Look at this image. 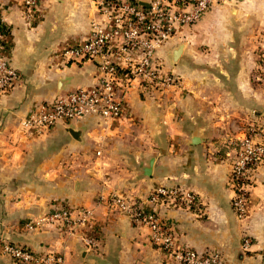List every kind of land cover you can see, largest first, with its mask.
I'll list each match as a JSON object with an SVG mask.
<instances>
[{
    "label": "crops",
    "instance_id": "0c3cea01",
    "mask_svg": "<svg viewBox=\"0 0 264 264\" xmlns=\"http://www.w3.org/2000/svg\"><path fill=\"white\" fill-rule=\"evenodd\" d=\"M104 21L94 0H40L30 16L21 0H0V53L20 76L0 94V242L60 255L63 264H180L151 243L147 226L111 208L117 194L144 201L170 226L175 247L217 251L225 264H264V165L251 173L240 217L231 206L227 142L248 125L264 141V0L218 4L178 27L155 57L179 83L127 91L118 118L89 113L39 134L24 127L40 102L95 84L97 60L69 62L61 50ZM160 186L193 191L200 209L148 202ZM61 206L93 214L72 233L24 226ZM84 236L96 237L95 249ZM0 264L16 263L0 249Z\"/></svg>",
    "mask_w": 264,
    "mask_h": 264
},
{
    "label": "built area",
    "instance_id": "2783aa9c",
    "mask_svg": "<svg viewBox=\"0 0 264 264\" xmlns=\"http://www.w3.org/2000/svg\"><path fill=\"white\" fill-rule=\"evenodd\" d=\"M25 13L36 11L40 0H21ZM97 10L104 18L103 26L92 24L85 40L66 45L61 50L64 60L80 63L97 60V77L92 87H80L52 101L40 102L33 114L22 125L34 133L47 132L57 121L79 119L94 113L104 119L118 118L122 113V97L131 90L161 91L177 85L179 77L173 73H161L155 57L157 47L167 41L180 26L196 23L210 7L242 0H94ZM1 42V36H0ZM264 67V50L260 54L259 68ZM20 76L0 53V94L8 93ZM254 126L248 125L242 135L228 136L227 142L234 151L229 160L228 184L233 191L231 206L242 217L246 214L251 189V173L264 165V141L256 140ZM148 202L186 210H199L198 195L178 187L155 188ZM112 209L128 215L137 224L149 228V237L158 249L172 255L180 264H225L222 256L213 250L198 251L189 247H175L174 235L166 222L147 209L139 198L111 195ZM91 209L81 208L73 216L66 207H57L49 212L24 222L27 229L45 225H57L67 233L83 227L92 216ZM86 247L93 250L97 240L84 236ZM250 240L242 239V248L247 250ZM2 253L16 264H63V257L49 254L37 256L27 247L0 242Z\"/></svg>",
    "mask_w": 264,
    "mask_h": 264
},
{
    "label": "rangeland",
    "instance_id": "374dc122",
    "mask_svg": "<svg viewBox=\"0 0 264 264\" xmlns=\"http://www.w3.org/2000/svg\"><path fill=\"white\" fill-rule=\"evenodd\" d=\"M226 3H229V2H226ZM230 3H233V2H230Z\"/></svg>",
    "mask_w": 264,
    "mask_h": 264
}]
</instances>
